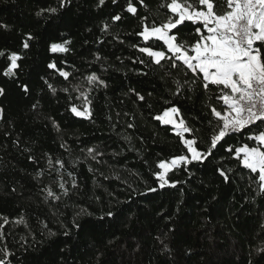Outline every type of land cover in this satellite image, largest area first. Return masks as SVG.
I'll return each mask as SVG.
<instances>
[{"label": "trees", "instance_id": "obj_1", "mask_svg": "<svg viewBox=\"0 0 264 264\" xmlns=\"http://www.w3.org/2000/svg\"><path fill=\"white\" fill-rule=\"evenodd\" d=\"M59 2L0 0V24L8 26L0 28V50L22 57L14 77L3 75L9 62L0 57V256L7 248L9 264H264V252L258 251L264 248L258 174L227 151L254 144L247 139L254 126L226 137L207 161L170 172L180 182L175 188H159L153 175L160 160L186 152L173 127L155 116L177 106L204 151L217 123L209 104L223 107L216 89L205 92L202 83L173 95L174 80L190 81L191 73L166 61L157 66L139 51L145 46L136 35L141 17L161 23L171 15L160 7L167 0H134L138 15L125 10L128 0H105L102 6L99 0H70L64 8ZM50 7L58 11L36 15ZM114 15L121 20L113 21ZM196 27L179 26L181 40L193 42ZM28 34L33 39L23 49ZM64 40L71 41L69 52L49 51L51 43ZM161 44L153 40L149 46ZM53 61L70 73L68 79L47 67ZM93 72L106 87L87 84ZM90 87L91 116L77 117L70 107L82 106L77 97ZM60 182L68 195L61 194ZM46 186L61 199L46 201ZM110 209L114 218L99 219ZM81 210L92 215L79 217L86 226L78 230L72 223ZM21 217L24 223L17 224Z\"/></svg>", "mask_w": 264, "mask_h": 264}, {"label": "snow or ice", "instance_id": "obj_2", "mask_svg": "<svg viewBox=\"0 0 264 264\" xmlns=\"http://www.w3.org/2000/svg\"><path fill=\"white\" fill-rule=\"evenodd\" d=\"M112 2L116 3L117 0H112ZM69 3L70 0H60L59 8H64ZM140 3L143 4V0H140ZM104 4L105 0H99L98 6ZM160 7H166L171 15L159 24L155 21L149 24L147 17H141L142 30L136 35L143 39L145 46L139 47V51L151 58L152 63L157 66L166 61L173 69L183 67L186 73H191L190 81L174 80L176 89L172 93L173 95L181 94L188 84L199 85L202 83L205 92H210L212 87L216 89L215 99L218 102L222 101L223 107L218 110L216 106L209 104L217 123L210 137V143L206 145L204 151L200 150L198 140L194 135L195 130L188 126L177 106L168 107L162 114L154 117L163 125H172L175 134L186 149L182 155L172 157L170 160L162 159L157 163L156 167L159 171L154 172L153 175L159 182V188L162 189L165 186L175 188L176 184L180 182L172 181L169 177L170 172L181 166L186 168L187 165L194 162L207 161L214 155V150L226 137L234 133H241L243 130L251 132L252 126H254L255 134L247 137L249 141H254V144L244 143L234 150L230 147L227 151L233 153L234 158L239 161L243 169L248 170L250 174H258L255 182L258 191L264 193V0H167ZM125 10L133 15H138L134 0H128ZM57 11L58 9L54 7L42 8L36 15L41 16L45 12L55 14ZM112 19L119 21L121 16L114 15ZM185 22L197 25L195 28L197 38L191 43L181 40L178 34L179 26L184 25ZM0 28L7 29L8 26L0 24ZM108 29L109 26L105 24L102 31L106 32ZM32 39L31 34L26 35L23 49L30 47L29 41ZM153 40L162 42V44L157 48L149 46ZM70 44V40L51 43L49 51L54 54L67 53L70 51L68 47ZM159 47L166 48V51L158 50ZM5 55L9 63L3 70V75L14 77L19 68L18 62L22 57L15 51L9 53L6 50H0V57ZM96 59L100 60L101 58L97 56ZM139 62L144 63L143 60ZM47 67L58 71L59 75L65 79L70 76L69 72L59 69L54 61L49 62ZM168 75L171 76V73ZM86 82L92 87L97 84L106 87L104 81L94 72L86 77ZM48 87L55 92L51 84ZM24 91L27 92L28 88L25 87ZM90 92L91 87L88 91H80L77 99L82 100V106L71 105L70 111L75 116L84 118L91 116ZM0 95H4L3 88H0ZM136 96L140 101L145 99L139 93H136ZM174 117H179V120L177 121ZM209 123L212 124V121ZM53 125L56 126L55 122ZM133 126L132 124L128 125L130 128ZM185 133L192 134L193 138H185ZM61 147H65V145L62 144ZM66 150L70 151L69 148ZM87 151L95 158L93 149L90 148ZM29 159L31 160L32 157ZM55 163L61 168L64 167L63 161L59 159ZM49 164L51 165L52 161H49ZM217 170L225 181L230 179L225 171L219 168ZM41 174L37 173L35 178L38 179ZM72 186L76 187L75 181ZM59 188L62 195H68L64 182L59 183ZM148 190L155 192L157 189L149 188ZM42 192L45 194L46 201L61 199V195L54 192L51 187H44ZM82 214L92 215L86 210H81L73 219V228L79 230L86 226L79 222V217ZM105 217L114 218L113 211L110 209L99 219L103 220ZM4 223H8L7 219L4 220ZM16 223L23 224V218L18 219ZM44 227L47 228V225ZM0 228H3V225H0ZM68 234L69 232L66 230L64 235ZM49 235L54 236L56 233L49 231ZM164 247L166 249L167 245L165 244ZM258 251L264 252V248H260ZM10 255L7 248L3 249L0 264H9L7 258Z\"/></svg>", "mask_w": 264, "mask_h": 264}, {"label": "rangeland", "instance_id": "obj_3", "mask_svg": "<svg viewBox=\"0 0 264 264\" xmlns=\"http://www.w3.org/2000/svg\"><path fill=\"white\" fill-rule=\"evenodd\" d=\"M175 119H177V121L179 120V117H174ZM168 126H171V127H173L172 125H168Z\"/></svg>", "mask_w": 264, "mask_h": 264}]
</instances>
